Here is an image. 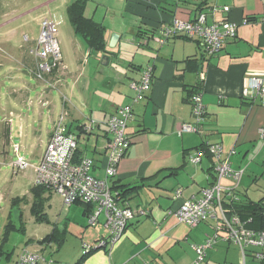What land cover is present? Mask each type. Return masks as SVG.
Returning <instances> with one entry per match:
<instances>
[{"label":"crops","instance_id":"obj_1","mask_svg":"<svg viewBox=\"0 0 264 264\" xmlns=\"http://www.w3.org/2000/svg\"><path fill=\"white\" fill-rule=\"evenodd\" d=\"M55 1L45 0L41 6ZM75 1L65 4L69 22L68 7ZM110 1L85 0L84 12L105 27L106 50L95 51L70 22L72 27H65L59 40L66 57L62 55L61 67L45 80L53 81L54 86L72 81V96H64L59 118H65L71 135L78 138V155L93 158V174L98 177L105 176L106 146L112 137L107 123L119 106H133L127 128L131 144L111 184L118 187L113 189L121 193L122 202L135 204L134 208L147 214H138L111 249L90 254L83 264H191L196 253L189 241L203 242L214 223L221 226L223 222L207 219L191 230L170 210L187 199L201 197L202 190L215 182L216 160L207 149L209 144H221L231 166L244 170L232 205L248 208L264 201V139L259 132L264 128V104H252L242 97L245 77L264 71V0H118L114 6ZM201 12L207 13L210 23L228 19L238 24L236 35L220 52L208 55L199 39L183 35L161 41V29L173 18L192 20ZM35 42L36 48L37 38ZM35 48L31 53L36 74ZM121 51L133 54L129 69L119 59ZM22 61L24 69L29 67L25 56ZM148 66L153 67L152 86L142 100L134 102L131 84ZM9 90L12 99L20 101L24 87L15 81ZM195 92L202 93L206 115L199 131H182L183 124L195 122L191 103ZM6 124L11 127L12 121ZM83 124L92 130L80 134ZM53 127L48 129L49 137ZM5 135L8 141L12 139L10 133ZM199 149L204 154L194 163L190 156ZM222 184L233 186L234 182L224 178ZM222 200L228 219L238 215L230 196L223 192ZM73 205H83L87 218L95 210L92 204L69 206ZM104 221L100 215L99 222L92 225L99 231L93 234L94 242L108 237ZM262 225L256 220L248 226L259 231L264 229ZM219 233L227 234L226 228L222 226ZM257 249L247 247L245 264H264L253 256ZM242 260L238 244L221 240L202 264H241Z\"/></svg>","mask_w":264,"mask_h":264},{"label":"built area","instance_id":"obj_2","mask_svg":"<svg viewBox=\"0 0 264 264\" xmlns=\"http://www.w3.org/2000/svg\"><path fill=\"white\" fill-rule=\"evenodd\" d=\"M224 10L229 11L230 7H224ZM237 28L238 24L228 19L210 23L207 21V13L201 12L192 20L173 18L170 25L161 29L160 34L162 42L177 35L197 38L200 40L204 52L208 55H214L223 49L229 38L236 35ZM58 32L57 23L53 18L45 17L41 20L40 34L37 38L34 54L37 58L36 75L42 80H45L46 75L53 73L62 65L63 58ZM25 39L28 40V36ZM152 83L153 67L148 66L143 70L141 78L131 84L135 91L133 101L142 100L150 90ZM242 97L252 104H264V71L262 73H249L245 77ZM191 103L195 122L183 124L182 131L197 132L206 115L202 93L195 92L191 97ZM44 104H48V101H45ZM132 116L133 106L131 104L119 106L107 123L112 137L106 146L107 161L104 177L93 174V158L78 155V138L71 135L63 116L55 123L47 147L35 167L34 185L45 187L60 195L67 205L84 201L95 207V210L88 215L90 225H96L99 222V216L104 215V225L109 231L108 237L100 238L91 244L84 242L83 253L106 247L108 243L113 247L115 242L122 237L133 218L138 214H147L144 209L134 208L129 203L122 202L120 195L111 184V179L117 175L118 164L131 144L127 128ZM80 127L85 133L92 130V126L87 124L80 125ZM259 132L264 139V128H261ZM207 149L216 160L215 182L202 190L201 197L187 199L176 209L170 210V213L174 214L180 222L192 227L198 226L207 219L223 222L221 226H216L214 235L206 238L204 243L193 246L196 258L191 264H202L206 260L207 251L220 240L233 241L239 245L243 254L241 264H245L247 247L259 248L254 250L253 256L255 259L263 261L264 229L257 231L250 228L248 225L252 222V217L245 220L236 215L232 219H228L223 210L222 193L232 196L244 170L234 169L231 166L229 157L224 156L221 144H209ZM203 154L204 150L199 149L190 156V160L197 163ZM26 165L24 158H20L15 163L19 169ZM224 178L232 179L233 186H224L222 184ZM179 193L180 190L177 191L178 195ZM262 213L264 218V209ZM222 226L227 230L225 235L219 233ZM45 260L39 253L26 249L15 264H38Z\"/></svg>","mask_w":264,"mask_h":264},{"label":"rangeland","instance_id":"obj_3","mask_svg":"<svg viewBox=\"0 0 264 264\" xmlns=\"http://www.w3.org/2000/svg\"><path fill=\"white\" fill-rule=\"evenodd\" d=\"M44 1L0 0V46L3 47V51H0V264H15L26 249L46 259L38 264H78L84 251V242L93 243V234L99 232L95 226L87 225L89 220L83 215V205L69 206L60 195L53 192L45 205L44 212L48 221L39 223L31 212L35 167L47 147L48 129L54 126L63 112L64 96H72V81H61L54 86L53 81L42 80L33 71L35 63L31 50L35 48V40L40 34L41 20L45 17L55 20L59 40L65 27H72L65 9L69 0H56L48 6H41ZM117 3L118 0L112 2L113 6ZM60 47L63 57H66L62 43ZM132 55L126 51L119 54L120 61L128 69ZM23 56L29 62V67L25 69L21 65ZM20 68L24 71L21 72ZM119 70L122 72L121 68ZM19 76L23 80L13 78ZM15 81L22 89L24 87L20 101L10 96L9 88ZM45 101L48 104H44ZM7 121H12L11 127L6 124ZM6 133L12 135L10 141ZM79 140L84 141V138L81 136ZM20 158H24L27 165L19 169L15 163ZM18 196L26 197V200L13 206L12 199ZM131 205L135 207V204ZM10 221L15 226H9ZM21 222L25 227L24 232L18 230ZM186 225L191 230L197 229V226ZM216 226L214 223L212 232L205 239L215 234ZM55 227H59L65 235L61 244L56 239L45 241ZM205 239L203 242H189L192 247L204 243ZM111 247L108 243L106 247L93 250L91 254Z\"/></svg>","mask_w":264,"mask_h":264},{"label":"trees","instance_id":"obj_4","mask_svg":"<svg viewBox=\"0 0 264 264\" xmlns=\"http://www.w3.org/2000/svg\"><path fill=\"white\" fill-rule=\"evenodd\" d=\"M85 0H77L75 2H73L72 4L69 5L68 7V14H69V18H70V22L73 25L74 29L76 32L81 33L85 39H87V41L89 42L90 46L98 52H104L106 50V42H105V27L101 24L98 23L96 21H94L93 19H90L88 17L85 16ZM80 127V126H79ZM81 132L80 134L83 132L82 131V127H80L79 129ZM69 132H72L71 129H69ZM79 134V135H80ZM79 152V150H78ZM113 188H118L113 186ZM118 192V191H117ZM31 193L33 195V204L31 207V212L33 215H35V219L39 222L42 223L43 221L47 220L46 217V213L45 211V205L46 202L49 200L50 198V193L51 191H49L48 189H46L45 187H41V186H36L34 185L31 188ZM47 193H49L48 195H46ZM119 195H121V193L118 192ZM233 196V194H232ZM230 196V200L233 201L231 203V206H233L232 204L235 202V198ZM23 200H26V197H14L12 199V205L16 206L19 203H21ZM81 202L87 206H90V203H86L84 201H77L76 203ZM235 207V211L238 212V216H241L243 219L247 220L250 217H252V222L254 221H259L262 225V228L264 227V218H263V209H264V201H261L259 203H252L249 205L248 208H237V206H233ZM10 225L9 226H15L13 224L12 221H10ZM251 223V222H250ZM18 230L24 232L25 231V227L23 225V223L21 222V226L18 227ZM66 231V230H64ZM58 241L59 244L62 243V241L65 239V235L64 233H62L58 227L54 228V231L48 235V237L45 239V241L47 242H51L53 240ZM93 250H90L87 253H83L81 259L79 260L78 264H83L85 259L91 254ZM1 252V250H0Z\"/></svg>","mask_w":264,"mask_h":264},{"label":"water","instance_id":"obj_5","mask_svg":"<svg viewBox=\"0 0 264 264\" xmlns=\"http://www.w3.org/2000/svg\"><path fill=\"white\" fill-rule=\"evenodd\" d=\"M104 58H107V56H104V57H103V60H104Z\"/></svg>","mask_w":264,"mask_h":264}]
</instances>
